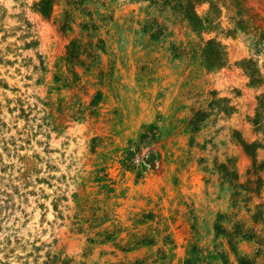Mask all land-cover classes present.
I'll list each match as a JSON object with an SVG mask.
<instances>
[{
    "label": "rangeland",
    "instance_id": "1",
    "mask_svg": "<svg viewBox=\"0 0 264 264\" xmlns=\"http://www.w3.org/2000/svg\"><path fill=\"white\" fill-rule=\"evenodd\" d=\"M256 1L0 0V264H264Z\"/></svg>",
    "mask_w": 264,
    "mask_h": 264
},
{
    "label": "bare ground",
    "instance_id": "2",
    "mask_svg": "<svg viewBox=\"0 0 264 264\" xmlns=\"http://www.w3.org/2000/svg\"><path fill=\"white\" fill-rule=\"evenodd\" d=\"M8 1H9V0H8ZM13 1H14V0H10V2H12V3H13ZM254 1L257 2L256 0H252V2H254ZM11 5H12V4H11ZM258 6H260V5H258ZM261 6H262V5H261ZM18 7H19V6H18ZM14 86H15V85H14Z\"/></svg>",
    "mask_w": 264,
    "mask_h": 264
},
{
    "label": "water",
    "instance_id": "3",
    "mask_svg": "<svg viewBox=\"0 0 264 264\" xmlns=\"http://www.w3.org/2000/svg\"><path fill=\"white\" fill-rule=\"evenodd\" d=\"M154 157V154H150L149 155V159L153 158Z\"/></svg>",
    "mask_w": 264,
    "mask_h": 264
}]
</instances>
